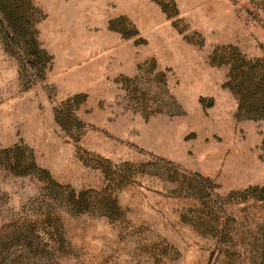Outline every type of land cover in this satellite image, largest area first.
I'll use <instances>...</instances> for the list:
<instances>
[{
  "label": "rangeland",
  "instance_id": "rangeland-1",
  "mask_svg": "<svg viewBox=\"0 0 264 264\" xmlns=\"http://www.w3.org/2000/svg\"><path fill=\"white\" fill-rule=\"evenodd\" d=\"M0 264H264V0H0Z\"/></svg>",
  "mask_w": 264,
  "mask_h": 264
}]
</instances>
